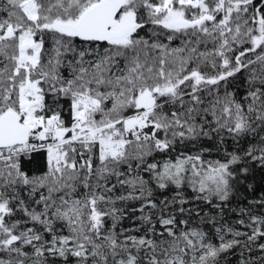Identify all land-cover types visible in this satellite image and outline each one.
Instances as JSON below:
<instances>
[{"label":"snow or ice","instance_id":"obj_1","mask_svg":"<svg viewBox=\"0 0 264 264\" xmlns=\"http://www.w3.org/2000/svg\"><path fill=\"white\" fill-rule=\"evenodd\" d=\"M245 70L243 100L221 96ZM213 133L248 146L147 159ZM34 153L46 171L30 176ZM250 165L264 168V0H0V264H221L236 248L264 264V216L209 221L212 237L175 214L185 186L228 201Z\"/></svg>","mask_w":264,"mask_h":264},{"label":"trees","instance_id":"obj_2","mask_svg":"<svg viewBox=\"0 0 264 264\" xmlns=\"http://www.w3.org/2000/svg\"><path fill=\"white\" fill-rule=\"evenodd\" d=\"M146 38L149 33L145 29L142 33ZM161 42L167 43V40L163 37L160 38ZM180 41L175 40L172 42V46H179ZM202 71L211 73L212 70L210 67L202 68ZM64 74L67 75V70H64ZM248 72L242 71L238 73L236 77L229 78L227 82H221L220 86V95L223 96L224 92L227 90L234 93L237 100H243V97L248 91L249 85L247 83ZM211 99V97H209ZM211 116L208 117V120L211 121ZM207 128V125L205 126ZM214 138L200 137L196 140H185L181 143L177 140L173 149L167 153H154L153 156L148 157L149 162H156L163 164L165 160L174 161L177 156L181 153L184 155H196L202 154V158L205 161L208 160H223L225 158V152H239L241 148H246L248 146L246 141H241L239 145L235 141L231 140L225 136V140L221 142L219 137H216V134L213 133ZM135 163V161H133ZM126 170V166H124ZM23 170L27 172L30 176L32 175H41L46 171V159L41 153H34L33 160L29 162L25 160L23 165ZM145 179L148 178L147 173H142ZM251 186V187H249ZM155 189V185H152ZM184 198L188 201L183 205L185 208V213L181 214L178 210L175 212L178 219L183 218L189 220L191 226H199L203 228L210 236H215V231L213 224L209 221L214 220L215 223L219 225H227L230 227H235L240 231H249L243 226L237 223V220L241 218L240 210L244 209L247 212V215H244L243 218L247 221L248 215H258L264 216V204L255 203L264 199V168H260L258 165H250L249 172L246 177H242V182H234L232 191L230 193L229 199L226 202H220L213 199V203H207L202 200H196L195 193L192 192L190 188L185 186L182 190ZM21 195L25 200H28L29 197L25 190L21 189ZM174 195V190L169 189L166 192H160L159 190L154 191V197L156 203L159 204L162 199L167 197L171 199ZM138 202L132 203L129 207H137ZM180 206L175 205L174 208L178 209ZM191 211V216L188 215V211ZM199 212V216L196 213ZM21 215L22 214H18ZM129 216L139 215V213H128ZM201 218L204 219L205 223H201ZM111 222L109 221V224ZM139 221L133 222L132 219H125L122 221V226L135 227L139 225ZM230 238V237H229ZM214 243L218 241L213 240ZM259 242L264 243V239ZM240 249H233L230 253L226 254L227 259L222 260L221 264H239L240 260ZM257 252H253L251 255H257ZM249 253H244V258L249 257ZM51 259V258H50ZM61 264L63 262L61 261Z\"/></svg>","mask_w":264,"mask_h":264}]
</instances>
